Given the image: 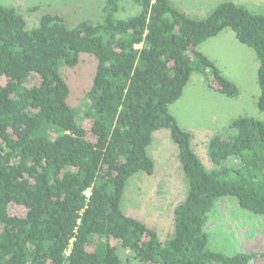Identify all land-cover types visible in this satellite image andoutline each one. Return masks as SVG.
I'll return each mask as SVG.
<instances>
[{
  "label": "trees",
  "instance_id": "1",
  "mask_svg": "<svg viewBox=\"0 0 264 264\" xmlns=\"http://www.w3.org/2000/svg\"><path fill=\"white\" fill-rule=\"evenodd\" d=\"M124 1L101 0L100 16L76 25L46 12L32 28L0 4V264H252L256 252L212 248L207 225L225 197L264 217V120L240 115L211 136L209 168L170 106L194 73L239 96L200 50L231 29L256 53L264 111V13L229 0L195 17L171 0H134L140 11L118 18ZM82 53L96 60L83 108L62 73ZM160 129L187 184L164 240L123 207L131 178L155 173L148 147Z\"/></svg>",
  "mask_w": 264,
  "mask_h": 264
},
{
  "label": "rangeland",
  "instance_id": "2",
  "mask_svg": "<svg viewBox=\"0 0 264 264\" xmlns=\"http://www.w3.org/2000/svg\"><path fill=\"white\" fill-rule=\"evenodd\" d=\"M224 1L229 0H171L176 7L195 17L207 15ZM231 1L254 12L264 13V0ZM0 4L15 7L26 18L28 28L36 26L38 18L46 12L60 14L68 24L76 25L85 19L98 18L102 9L101 0H0ZM139 11L140 6L134 0H125L124 10L118 12L117 17H128ZM225 32L235 36L231 29ZM234 38L239 44L245 45ZM225 43L222 42L219 48L221 66L229 68L231 73H237L227 75L239 84V96L231 98L220 93L216 88L209 87L201 74L194 73L182 97L170 106V112L179 123L194 134L193 147L209 168L212 163L207 155V146L211 136L224 132L227 124L240 115L264 120V111L257 106L260 94L257 68L253 69L251 60L243 58V53L234 45ZM95 70L96 60L84 53L76 68L62 69L71 88V104L84 107L85 95L92 86ZM148 152L155 161V173H140L131 178L125 191L123 207L128 215L156 227L159 237L164 240L173 229L174 208L184 201L187 184L178 159V149L169 130L160 129L154 133ZM12 209L19 214L25 212L21 206ZM207 230L212 248L227 254L241 250L256 252L258 255L252 264H264V217L241 208L236 199L225 197L218 202L211 213ZM130 261V264H140Z\"/></svg>",
  "mask_w": 264,
  "mask_h": 264
},
{
  "label": "crops",
  "instance_id": "3",
  "mask_svg": "<svg viewBox=\"0 0 264 264\" xmlns=\"http://www.w3.org/2000/svg\"><path fill=\"white\" fill-rule=\"evenodd\" d=\"M225 31L226 30L222 31L217 36L212 37V38L206 40L205 42H203L200 45V50L202 52H204L210 59H212L217 64V66L221 69L223 74H225L229 79H231L236 84H238L236 79L229 77V75H227V74H237V73H231L229 68L224 69V67L221 66V62H222L221 61V55H220L221 49H219V48H220L222 42H226V43L228 42V43H231L232 45H234L240 53H243V58H245L247 60H251V62L253 63V69H255V68L258 69L259 63L257 62L258 60L256 57V53L251 47L248 48L249 46L247 47L246 44L245 45L239 44L237 42V40H235V38H234V37H236V35L233 36V34H231V33L229 34L228 32H225ZM238 86H239V84H238Z\"/></svg>",
  "mask_w": 264,
  "mask_h": 264
}]
</instances>
